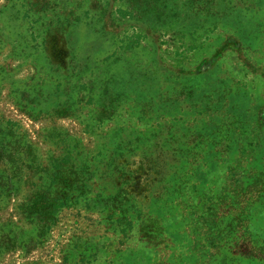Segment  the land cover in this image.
<instances>
[{"label":"rangeland","instance_id":"rangeland-1","mask_svg":"<svg viewBox=\"0 0 264 264\" xmlns=\"http://www.w3.org/2000/svg\"><path fill=\"white\" fill-rule=\"evenodd\" d=\"M0 264H264V0H0Z\"/></svg>","mask_w":264,"mask_h":264}]
</instances>
